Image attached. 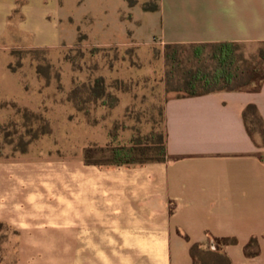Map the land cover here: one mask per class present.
Here are the masks:
<instances>
[{"label":"crops","instance_id":"0c3cea01","mask_svg":"<svg viewBox=\"0 0 264 264\" xmlns=\"http://www.w3.org/2000/svg\"><path fill=\"white\" fill-rule=\"evenodd\" d=\"M62 13L63 0H0V40L73 45ZM155 14L152 40L162 44L264 42V0H160ZM119 44L137 43L91 46ZM125 69L128 78L151 72ZM249 104L264 122V80L255 90L164 97L162 160L0 156V222L16 232L2 264L14 254V264H193L196 243L220 246L230 264H264V144L247 131ZM224 237L236 241L219 245Z\"/></svg>","mask_w":264,"mask_h":264},{"label":"rangeland","instance_id":"374dc122","mask_svg":"<svg viewBox=\"0 0 264 264\" xmlns=\"http://www.w3.org/2000/svg\"><path fill=\"white\" fill-rule=\"evenodd\" d=\"M155 2L160 7V0H137L133 6L126 0H63L64 41L75 44L30 48L0 40V156L26 152L108 166L118 161L114 150L126 147L134 148L135 162L164 157L163 99L183 93L165 90V44L152 40L158 34L153 18L159 8H143V3ZM133 41L137 44L91 46ZM183 48L180 66L212 70L210 48L199 58L192 56L190 47ZM236 48L244 59L239 64L248 65L257 63L255 56L264 43ZM128 64L151 72L128 78ZM262 68L264 76V62ZM98 76L106 83L102 99L89 90ZM119 103L122 107L116 109Z\"/></svg>","mask_w":264,"mask_h":264},{"label":"trees","instance_id":"16d2710c","mask_svg":"<svg viewBox=\"0 0 264 264\" xmlns=\"http://www.w3.org/2000/svg\"><path fill=\"white\" fill-rule=\"evenodd\" d=\"M129 6L137 3V0H126ZM145 10H157L158 3L147 6L143 3ZM264 43V42H259ZM238 43L234 42H217L205 44H165L164 56L169 66L165 77L166 92H182L183 95H199L219 90H241L246 89L249 85H254L253 90L260 87L264 80L262 64L264 62V48H260L257 52L256 59L252 63L239 64L244 59L236 53ZM190 47L192 56L199 58L204 54L205 48L211 49V57L214 60L212 70H205L200 66L191 65L183 67L178 64L179 54L181 50ZM91 94L96 96V99H102L106 91V83L103 76H98L94 79L89 87ZM243 118L246 124L247 131L250 135L258 134L264 144V122L253 104H249L243 111ZM134 148L121 147L114 150L117 162L108 166H117L122 164H142L151 160H162L165 158V139L163 140L162 154L164 157L158 159H149L134 161L131 157ZM15 231L7 224L0 222V264L5 260V255L10 249H14L11 243ZM219 245L234 243L236 240L233 237L221 238ZM10 247V249H9ZM14 253V251H13ZM190 254L193 259V264H230L229 258L223 253L219 246L212 250L209 244L196 243L191 246ZM15 263V254L13 260H9L8 264Z\"/></svg>","mask_w":264,"mask_h":264}]
</instances>
